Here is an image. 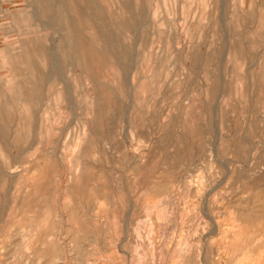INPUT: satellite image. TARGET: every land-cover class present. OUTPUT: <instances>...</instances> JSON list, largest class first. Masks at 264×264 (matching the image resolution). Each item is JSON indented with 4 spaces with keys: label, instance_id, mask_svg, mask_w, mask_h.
Here are the masks:
<instances>
[{
    "label": "rangeland",
    "instance_id": "obj_1",
    "mask_svg": "<svg viewBox=\"0 0 264 264\" xmlns=\"http://www.w3.org/2000/svg\"><path fill=\"white\" fill-rule=\"evenodd\" d=\"M47 2L65 19L0 0V110L34 132L0 150V264H264V0ZM111 25L124 91L92 43Z\"/></svg>",
    "mask_w": 264,
    "mask_h": 264
},
{
    "label": "bare ground",
    "instance_id": "obj_2",
    "mask_svg": "<svg viewBox=\"0 0 264 264\" xmlns=\"http://www.w3.org/2000/svg\"><path fill=\"white\" fill-rule=\"evenodd\" d=\"M46 12L51 13V15H52L51 20L53 22H55V23L65 19L64 15L61 12H59L57 8H54L52 5H50L47 2V0H45V13ZM139 21H140V17L138 16V22ZM112 26L113 25H111L110 28L108 29V31H106L104 33L99 32V31L95 32V34L93 35V38H92V43L98 44L97 45V49L100 50V51L107 52L109 57H112V58L114 57V59L117 58V59H119L122 62L123 68H120V70L116 72L114 77L117 79V88H118V90L119 91H124L125 83H124V77H123L124 74L123 73H124V69L127 68L129 66V64L132 62V55L130 54V48H131L132 44L119 43L118 39L116 38L117 29H115ZM76 28L77 29L80 28V23L76 24ZM68 50H69V52H68V55H67V59L76 62L77 63V67L78 68H82V70H83L82 72L86 73L87 75L90 74L93 69H97L99 67V61H98L97 58H92L91 60H89V57L87 56V54H88L87 53V49H86V47H83V42L80 40L79 37H76V38L72 39L70 44H68ZM50 51L51 50L48 49V51H47L45 56L47 57V59L50 62H52V61L54 62L55 61V57L51 54ZM85 59H88V61H90V67L89 68H87V66L85 65V63L87 61ZM44 67H46V66L44 65ZM52 67L50 66L48 71H44V74L42 76L43 77V79H42L43 82L44 81L45 82H47V81L49 82L51 78H54V79L61 78V76L63 75V72L65 71L64 69L62 70V68H61L62 66L57 64V63H54L52 65ZM86 77H88V76H86ZM40 83H41V81H38L37 84H35V86L38 88ZM90 86H91V90L93 91V93L95 95H97L100 92H103L104 90L107 89V87H99V86L94 85V84H90ZM4 105H5V103H4ZM10 112L12 113V111H10ZM6 113H8V112H6ZM26 113H27V111H26ZM23 114H25V113H23ZM31 120H32V118H31ZM30 126L32 128L35 125H34L33 122H31ZM18 133H19V131H18ZM33 133H34L33 131L28 132V134H29L28 135L29 136L28 139L18 138L19 136L17 138H13V143H12L11 142L12 141V136H11L12 134L10 133V127H9V125L6 122H4V111L0 110V150L1 151H5L7 149V147H8V145L11 144V143H12V146L15 147V148H17L21 144H23L22 143L23 141H24V143L27 142L28 144L29 143L31 144V141L33 142V139H34L32 137ZM5 156H4L5 158H3V160L0 162V175H1V177L2 176L4 177V175H6V176L13 175L14 173H16V172H14L15 171L14 169H15L16 166L13 165L15 162L12 163L13 160H10L12 157L9 158V156H7V154H5ZM0 160H1V158H0ZM44 229L41 230V232H38V236H37V239H36L41 244H46L45 241H48V240H45L46 237H45V230ZM36 230H37V227H36ZM36 252L37 253H43L45 251L42 250V249H37ZM44 255H45V253H44Z\"/></svg>",
    "mask_w": 264,
    "mask_h": 264
}]
</instances>
